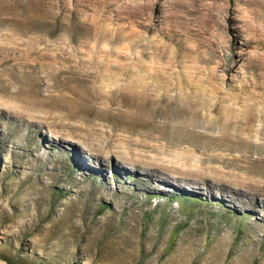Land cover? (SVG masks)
<instances>
[{
  "label": "rangeland",
  "instance_id": "rangeland-1",
  "mask_svg": "<svg viewBox=\"0 0 264 264\" xmlns=\"http://www.w3.org/2000/svg\"><path fill=\"white\" fill-rule=\"evenodd\" d=\"M3 255L264 264V0H0Z\"/></svg>",
  "mask_w": 264,
  "mask_h": 264
},
{
  "label": "trees",
  "instance_id": "trees-1",
  "mask_svg": "<svg viewBox=\"0 0 264 264\" xmlns=\"http://www.w3.org/2000/svg\"><path fill=\"white\" fill-rule=\"evenodd\" d=\"M108 205H106V204H101L100 205V208L101 209H103V208H105V207H107ZM229 210V209H228ZM19 257L20 256H18L15 260H11L9 257H7V256H5V255H3L2 256V258L4 259V260H6V261H8V262H13V263H20V261H19Z\"/></svg>",
  "mask_w": 264,
  "mask_h": 264
},
{
  "label": "bare ground",
  "instance_id": "bare-ground-1",
  "mask_svg": "<svg viewBox=\"0 0 264 264\" xmlns=\"http://www.w3.org/2000/svg\"><path fill=\"white\" fill-rule=\"evenodd\" d=\"M142 163V162H141ZM143 165V164H142ZM172 170V169H171ZM148 176H149V174H147ZM149 177H151V176H149Z\"/></svg>",
  "mask_w": 264,
  "mask_h": 264
}]
</instances>
